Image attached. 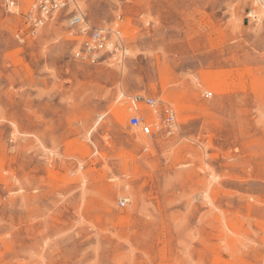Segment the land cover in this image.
<instances>
[{
    "label": "rangeland",
    "instance_id": "obj_1",
    "mask_svg": "<svg viewBox=\"0 0 264 264\" xmlns=\"http://www.w3.org/2000/svg\"><path fill=\"white\" fill-rule=\"evenodd\" d=\"M31 2L0 0V264H264V0H72L33 36ZM73 11L122 52L74 61Z\"/></svg>",
    "mask_w": 264,
    "mask_h": 264
},
{
    "label": "built area",
    "instance_id": "obj_2",
    "mask_svg": "<svg viewBox=\"0 0 264 264\" xmlns=\"http://www.w3.org/2000/svg\"><path fill=\"white\" fill-rule=\"evenodd\" d=\"M71 1L32 0L25 13L26 29H28L26 33L31 36L35 35L39 27L54 19L57 13L68 7ZM2 5L7 12L18 13L19 0H2ZM14 7H18V10L13 12L11 8ZM66 24L72 34L78 38L71 54L74 61L95 66L114 58L118 52H122L123 37L117 26L91 25L78 11L70 14L66 19ZM22 34L18 31L15 37L23 40ZM129 101L133 106L127 119L128 125L138 129L143 136L148 138L158 135L172 136L179 131L176 110L171 103L151 95L141 94L132 96Z\"/></svg>",
    "mask_w": 264,
    "mask_h": 264
},
{
    "label": "bare ground",
    "instance_id": "obj_3",
    "mask_svg": "<svg viewBox=\"0 0 264 264\" xmlns=\"http://www.w3.org/2000/svg\"><path fill=\"white\" fill-rule=\"evenodd\" d=\"M262 6H263V10H264V4H262ZM119 63H121V65H122V60H120L119 59ZM123 93V92H122ZM123 95V94H122ZM128 99H129V97H127ZM128 102V108H129V111H131L132 110V106H133V104H132V102L131 101H127Z\"/></svg>",
    "mask_w": 264,
    "mask_h": 264
}]
</instances>
